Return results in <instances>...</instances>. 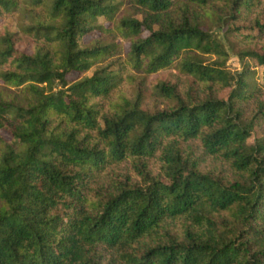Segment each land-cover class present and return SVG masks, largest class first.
Masks as SVG:
<instances>
[{"label":"trees","instance_id":"1","mask_svg":"<svg viewBox=\"0 0 264 264\" xmlns=\"http://www.w3.org/2000/svg\"><path fill=\"white\" fill-rule=\"evenodd\" d=\"M0 264H264V0H0Z\"/></svg>","mask_w":264,"mask_h":264},{"label":"rangeland","instance_id":"2","mask_svg":"<svg viewBox=\"0 0 264 264\" xmlns=\"http://www.w3.org/2000/svg\"><path fill=\"white\" fill-rule=\"evenodd\" d=\"M214 34L216 36H218L219 38H222V31L221 30H218V29H214ZM124 50H127L128 49V45L127 44H124ZM21 49H25L24 47H20ZM230 53V58L228 60V66L231 70H240V64L238 63V60L237 58L231 53ZM260 135V132L258 131V129L254 130L253 134H252V137L249 139V141H252L255 137L259 136Z\"/></svg>","mask_w":264,"mask_h":264}]
</instances>
